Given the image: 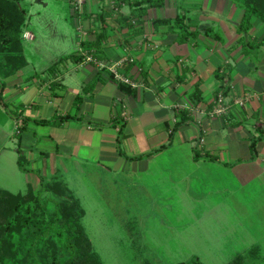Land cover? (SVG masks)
I'll list each match as a JSON object with an SVG mask.
<instances>
[{
    "label": "crops",
    "instance_id": "0c3cea01",
    "mask_svg": "<svg viewBox=\"0 0 264 264\" xmlns=\"http://www.w3.org/2000/svg\"><path fill=\"white\" fill-rule=\"evenodd\" d=\"M103 3L93 0L85 5L91 11H112L104 23L109 35L101 44L103 65L87 59L60 60L73 52H85L80 39L95 38L88 30L89 19L80 18L76 23L78 32H83L78 48L52 57L46 64L41 62L44 54L33 47L35 35L25 27L24 32L32 35L22 40L26 63L4 78L0 98V187L36 194L42 180L61 173L66 181L71 170L81 169L109 170L139 179L160 171L159 182L164 171L185 169L180 154L186 153L197 181L224 175L232 185L255 183L264 191V23L253 16L251 27L239 31L245 10L235 0H165L162 6L148 8L137 21L133 18L132 25L119 17L131 14L128 2L119 8ZM180 12L187 16L191 28L199 31L185 42L178 41L177 31L171 28ZM156 19L163 22L156 24ZM26 43L31 45L29 49ZM227 64L233 66L227 72L230 79H218L216 70ZM120 76L137 85L123 81L128 88H121ZM94 78L91 91L84 93V86ZM197 82L201 101L194 97ZM224 87H229L224 94L226 111L211 114L215 93ZM77 94L83 99L76 111ZM22 109L21 116L30 119L67 113L80 119L54 125L29 122L27 129L18 133L20 120L13 112ZM183 109L189 110L192 121L180 125L168 144L177 113ZM121 127L124 155L117 144ZM256 138L252 157L250 145ZM164 144L168 146L158 150ZM197 144L202 153L219 160L207 156L195 160ZM141 155L145 156L134 158ZM20 158L27 169L21 168ZM182 173L184 179L191 176ZM229 213L233 212L217 210L205 216L226 217ZM238 231L219 237L223 244H212V251H221V257L224 251L234 250L223 264L236 253L246 255L247 264H264V243L252 240L251 227ZM218 256L212 254L215 261L211 264ZM200 262L205 264L202 259Z\"/></svg>",
    "mask_w": 264,
    "mask_h": 264
},
{
    "label": "rangeland",
    "instance_id": "374dc122",
    "mask_svg": "<svg viewBox=\"0 0 264 264\" xmlns=\"http://www.w3.org/2000/svg\"><path fill=\"white\" fill-rule=\"evenodd\" d=\"M89 1L93 0H23L26 28L36 37L33 47L44 54L43 64L78 48L83 32H78L76 23L81 16L77 9L82 11ZM253 1L261 7L264 3ZM26 47L31 45L26 43ZM180 155L185 169L164 171L165 177L159 182L156 178L162 174L160 171L139 179L94 169L71 170L66 181L61 173L49 180L54 187V181L60 180L78 198L84 208L82 221L92 251L105 264H202L201 259L211 264L215 261L212 254L218 256L221 252L212 251L211 245L222 243L219 237H227L230 232L239 234L238 229L244 226L253 230L252 240L264 243L262 187L255 183L232 185L224 175L197 181L191 158L186 153ZM182 172L191 176L184 179ZM62 191L56 187L43 192L49 209L55 208L53 199ZM30 203L36 210V204ZM217 210L233 213L226 217L205 216ZM232 252L224 251L214 264H223Z\"/></svg>",
    "mask_w": 264,
    "mask_h": 264
},
{
    "label": "trees",
    "instance_id": "16d2710c",
    "mask_svg": "<svg viewBox=\"0 0 264 264\" xmlns=\"http://www.w3.org/2000/svg\"><path fill=\"white\" fill-rule=\"evenodd\" d=\"M240 3L245 10L243 19L238 25V30L243 31L251 27V19L257 16L264 21V3L262 7L253 0H235ZM23 0H0V98L2 96L5 82L4 78L13 74L21 68L26 59L23 54V33L27 24V9L22 4ZM122 2H128L132 6L130 15L120 14L127 24H133V18L138 20L145 14L150 7L162 6L165 0H116L114 8H119ZM77 9V6H75ZM77 13L83 19H89V32L96 34L92 40L80 39V44L85 50L82 54L70 53L60 58H77L78 60L86 59L87 55H92L94 59L102 60L101 51L102 41L109 35L108 28L104 26L112 11H91L83 8L82 11L77 9ZM156 24L163 20L156 19ZM170 22V21H169ZM178 33V41L185 42L190 37L199 35L197 29L191 28L187 23V16L183 13H177L174 17V23L171 27ZM209 30V29H208ZM233 68L227 64L220 70H216L218 79L223 80L227 72ZM226 72V73H225ZM114 77V74H111ZM94 78L83 88L84 93L90 92L94 86ZM121 88H128V84L118 81ZM221 88L223 86L221 85ZM223 90V89H222ZM229 87L223 90L226 95ZM215 93V99L218 96ZM194 97L197 101L202 100L199 82L196 83ZM83 99L82 94H77L75 98L76 111L80 108ZM215 101L209 103L213 107ZM211 107V108H212ZM22 110H17L13 114L19 118L18 133L27 129V123L36 122L44 125L60 124L66 120L77 118L71 113L65 115L56 114L48 119H30L21 116ZM178 119L170 132V144L173 140L174 133L180 125L192 121L188 109L180 110L177 113ZM80 119V118H77ZM123 127L120 128L117 138L118 150L124 155L121 143L123 139ZM259 138L251 142L252 157L256 154L255 143ZM168 144L161 145L158 150L164 149ZM145 155H141L140 158ZM204 156L213 160H219L217 156L209 153H202L198 144L193 148V157L198 160ZM20 166L25 167V162L20 158ZM227 164V163H226ZM232 164V163H231ZM50 180H42V188L34 194L31 190L28 193H13L0 187V264H105L99 255L92 251L89 234L83 224L84 208L77 197L67 189L60 180L54 181L56 187L62 188L63 191L59 197L54 198L55 208H48V198L44 199L43 192L55 190L56 187ZM36 204V210L31 207L30 202ZM51 248V253L49 249ZM226 264H247L246 255L236 253Z\"/></svg>",
    "mask_w": 264,
    "mask_h": 264
},
{
    "label": "built area",
    "instance_id": "2783aa9c",
    "mask_svg": "<svg viewBox=\"0 0 264 264\" xmlns=\"http://www.w3.org/2000/svg\"><path fill=\"white\" fill-rule=\"evenodd\" d=\"M76 1H78L79 3H83L85 0H76ZM106 1H107V3L109 2L111 4V6H114V4L116 3V0H109V1L106 0ZM80 31H82V30H80ZM24 36L30 37V38L32 37L30 32H26V31L24 32ZM86 59L90 60V61L99 62L101 65H103L102 60L94 59L92 55H87ZM119 78H120V80H122V81H124L130 85H133V86L137 85L135 82L131 81L128 77L120 76ZM226 108H227V106L225 103V95H224L223 91H220L218 93L217 98H216L215 106L210 113L216 114V115L223 114L226 111ZM123 114L126 115L125 112Z\"/></svg>",
    "mask_w": 264,
    "mask_h": 264
}]
</instances>
